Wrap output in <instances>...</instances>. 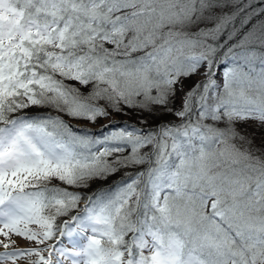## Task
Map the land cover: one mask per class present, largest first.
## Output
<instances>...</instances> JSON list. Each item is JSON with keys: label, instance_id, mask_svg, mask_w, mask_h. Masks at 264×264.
Here are the masks:
<instances>
[{"label": "snow or ice", "instance_id": "obj_1", "mask_svg": "<svg viewBox=\"0 0 264 264\" xmlns=\"http://www.w3.org/2000/svg\"><path fill=\"white\" fill-rule=\"evenodd\" d=\"M218 6L0 0V246L14 245L13 235L42 245L60 231L79 248L60 254L80 264H264V155L233 142L246 143L235 122H264V28L220 55L226 20L199 28ZM220 63L230 65L222 84ZM201 68L204 79L183 95L182 107H170L181 78ZM66 81L92 91L82 96ZM32 106L93 122L108 109L155 115L159 107L181 122L94 140L60 116L23 113ZM96 144L105 146L94 152ZM129 146L128 156L106 159ZM142 164L145 170L107 192L69 190ZM53 180L66 187H49ZM74 210L80 214L71 224L56 225ZM51 247L3 251L0 264L33 256L29 264H51Z\"/></svg>", "mask_w": 264, "mask_h": 264}, {"label": "trees", "instance_id": "obj_2", "mask_svg": "<svg viewBox=\"0 0 264 264\" xmlns=\"http://www.w3.org/2000/svg\"><path fill=\"white\" fill-rule=\"evenodd\" d=\"M220 6L215 7L212 9L211 12V19L210 21H215L216 19L219 21L220 18H224L226 20V25L223 31V34L220 36L219 41L217 43L221 44V52L220 55L223 54L224 51L229 46L235 45L238 41L244 36L245 33L249 31H256L258 32L261 28H264V0H217ZM232 35V39H228L227 37ZM239 50V49H237ZM259 51V49H258ZM139 55V53H137ZM219 66H230L225 65L224 63H220ZM257 69L259 70V64L257 62ZM247 70V69H246ZM194 76V75H193ZM193 76L188 78H181V84H183L189 90L193 86V83L190 81L192 80ZM190 78V80H189ZM201 81V80H200ZM75 87H77L82 96L87 97L89 93L92 91V85L89 84L88 86H83L78 84L75 81H66ZM155 94V93H153ZM173 104L170 107H174L179 109L182 107L183 104L178 103L177 97H173ZM101 106L107 108V105L104 101H99ZM23 113L29 116H44V115H52V116H60L66 123L70 125V121H84L91 125H100L103 123L106 116L98 117L95 122L88 120V119H76L70 116L65 115L62 112H58L56 109L51 107H39V106H32L27 109L22 110ZM109 113H114L117 116H129L130 118L136 119L139 122V126L144 129H155L160 125L164 124H179L181 121L178 117H176L172 113H165L163 108H155L154 112L155 115H151L147 112H140L138 110L130 109L124 107L121 112H115L111 109H108ZM143 121H147V123H143ZM133 123V122H132ZM129 122V124H132ZM205 123L215 124L212 121H205ZM215 126L223 128L225 125L223 123L215 124ZM234 128L236 131L245 137V142L240 141L239 139L233 141L240 147H247L253 153H260L264 155V148L258 144L257 139L264 138V124L262 123H254L251 119H247L244 121H237L234 124ZM119 128H113L108 133H104L105 135L112 133L113 131H117ZM77 134H83L81 129L73 130ZM101 134H97L91 136L94 140L99 139ZM264 145V143H262ZM261 144V145H262ZM105 145L103 144H96L93 147V151L102 150ZM130 146L126 147L123 152L113 153L111 156L106 157L109 162H112L116 159V157H126L130 154ZM142 152H151V146L144 148L141 150ZM147 168L146 164L130 166V167H119L118 170L104 179H97L89 182V186L87 188H80V189H73L70 188V191H81L87 195H91L92 193H103L107 192L111 189H115L116 187L120 186L122 182L130 179L134 176L137 172L143 171ZM49 187H66V185L61 184V182L53 180L49 185ZM82 203L80 204V209L83 208ZM79 210H74L70 212L66 216H60L56 219V225L62 226L65 220L71 219L72 215H76ZM62 229V228H61ZM57 234V232H56ZM56 234L52 237V239L56 236Z\"/></svg>", "mask_w": 264, "mask_h": 264}, {"label": "rangeland", "instance_id": "obj_3", "mask_svg": "<svg viewBox=\"0 0 264 264\" xmlns=\"http://www.w3.org/2000/svg\"><path fill=\"white\" fill-rule=\"evenodd\" d=\"M233 1H237V0H233ZM219 21L216 19L215 21H206L204 23H201L199 25V28H211L214 27L216 23H218ZM192 31H198V28H193ZM220 70L219 69L217 71V82L221 83L222 82V78H223V71L220 74ZM204 69L201 68L200 71L198 72V74H196L197 76L193 77L192 80H189L193 83V85L195 83H197L200 79L204 78L202 73H203ZM258 71V69H257ZM182 88L183 90L181 91L179 88L177 89L176 92V97L178 99V103L179 104H183V95L189 91L188 88H186L183 84H182ZM254 123H262L264 124V122H260L257 119H251ZM129 122H133L132 124H129ZM70 126L72 127V130H77V129H81V132H84L83 134H78V135H86V136H94L93 133H91L90 131L96 130L98 131L97 134H101L100 136V140H103L104 137L109 136L108 134H104V133H108L110 132L111 129L113 128H119V129H123V128H128L129 130L132 129V127H135L137 129H140L141 127L139 126V122L136 119L130 118L129 116H117L114 113H109L108 116L105 117L103 123H101L100 125L97 126H93L91 124H88L84 121H70ZM105 129V130H104ZM258 144H260V146L262 148H264V145L262 143H264V138L262 139H257ZM262 144V145H261ZM256 155H261L259 152L256 153ZM57 182V180H56ZM83 204V203H82ZM84 207V205H82ZM80 214V212L78 213ZM68 223H72L71 219L67 220ZM29 227L36 229L38 228L37 225H30ZM78 231V230H77ZM91 233L89 232L88 235H90ZM2 238V237H0ZM12 239L16 241V243L14 245H11V247L9 249H4L2 246H0V252L3 251H13L16 249H28V248H45L48 247L49 245L52 246L49 251H51V264H80V257H68V256H62L60 254V249L63 248L69 252L72 251H79L78 247H74L73 243L69 242V238L68 237H63L61 236L60 232L57 233L55 240L50 239L49 241L45 242V244L42 245H38L34 242L28 241L26 239H24L23 237H19V236H12ZM73 241H77L79 242V244L83 245L84 243H86V241L82 238H78L76 235H74L72 237ZM145 254L147 255V251H145ZM43 255L45 257H47L49 255V253L47 251L43 252ZM37 257L33 256V257H24V258H20L17 259L15 261V264H29V261L32 260H36ZM5 264H13L12 261H6Z\"/></svg>", "mask_w": 264, "mask_h": 264}]
</instances>
